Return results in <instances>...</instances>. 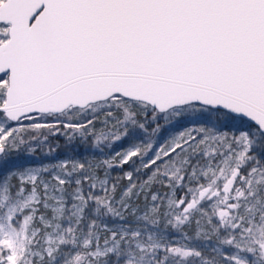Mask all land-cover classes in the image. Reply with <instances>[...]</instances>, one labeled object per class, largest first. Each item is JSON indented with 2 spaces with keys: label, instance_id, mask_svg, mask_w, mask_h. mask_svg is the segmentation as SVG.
Returning <instances> with one entry per match:
<instances>
[{
  "label": "snow or ice",
  "instance_id": "snow-or-ice-1",
  "mask_svg": "<svg viewBox=\"0 0 264 264\" xmlns=\"http://www.w3.org/2000/svg\"><path fill=\"white\" fill-rule=\"evenodd\" d=\"M0 264H264V0H0Z\"/></svg>",
  "mask_w": 264,
  "mask_h": 264
}]
</instances>
